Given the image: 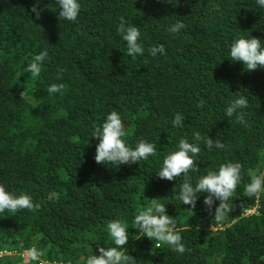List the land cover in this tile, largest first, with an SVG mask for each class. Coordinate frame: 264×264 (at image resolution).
<instances>
[{"label": "trees", "instance_id": "obj_1", "mask_svg": "<svg viewBox=\"0 0 264 264\" xmlns=\"http://www.w3.org/2000/svg\"><path fill=\"white\" fill-rule=\"evenodd\" d=\"M36 2L0 0V182L39 205L0 213V248L35 247L46 259L82 264L99 247L114 246L107 224L122 218L129 240L120 250L135 264H264V192L243 194L250 173L264 167V68L247 71L227 58L238 34L264 41V8L255 0H81L69 22L59 18L56 0H42L37 18ZM121 17L138 27L143 56L128 54L117 32ZM177 21L184 28L170 34ZM154 44L164 53L150 56ZM45 50L33 78L27 66ZM52 83L64 85L62 94L48 93ZM237 95L248 99L246 126L224 115ZM113 110L123 139L155 144L156 156L119 167L96 163L99 141L91 133ZM177 113L183 127H173ZM196 131L225 147L209 151L201 142L193 183L221 163L242 165L231 209L219 222V201L211 212L203 204L207 193L195 208L184 205L183 175L169 181L156 174L179 140L194 142ZM154 198L175 220L183 254L134 228L135 215Z\"/></svg>", "mask_w": 264, "mask_h": 264}, {"label": "clouds", "instance_id": "obj_2", "mask_svg": "<svg viewBox=\"0 0 264 264\" xmlns=\"http://www.w3.org/2000/svg\"><path fill=\"white\" fill-rule=\"evenodd\" d=\"M42 0L32 6L31 11L37 18L41 15L43 9L40 7ZM260 8H264V0H255ZM58 5V16L69 22H75L81 12V0H56ZM184 28V24L177 21L171 24L167 31L170 34H177ZM117 32L126 42L127 52L131 56L145 54V47L142 43L141 33L136 26L126 24L123 17L117 27ZM165 47L163 44H154L148 49V54L156 57L163 54ZM47 51H41L33 56L32 62L27 66L26 71L33 78H37L41 73V66L47 57ZM227 58L233 62H242L245 70L253 71L258 67L264 68V41L252 35H236L228 47ZM64 85L52 83L48 86L47 91L51 94H62ZM248 107V99L244 95H237L228 101L224 115L232 118L235 115L236 121L245 124V109ZM184 117L177 113L172 121L173 127H183ZM246 126V124H245ZM126 132L122 118L118 111L109 112L100 126L93 129L91 136L98 139L95 151V161L98 164L116 165L133 164L140 161H147L150 156L157 155L156 145L139 139L135 145L127 143L123 138ZM193 141L189 142L181 138L175 147L163 159L156 174L158 178L164 180H173L183 175V183L179 187L178 199L184 205H191L195 208L200 194L207 193L203 198V204L209 212L215 201H219L218 207L215 208L214 216L219 222L222 221L231 207L227 203L232 194L236 191L238 184L241 182V163L239 161H227L221 163L217 169H209L206 173L196 177L193 183L189 176L190 170L195 172L194 161L198 159L201 151V142L209 150L223 149L225 144L220 139H213L210 136H202L199 131L193 133ZM250 182L243 188V194L247 197H254L264 192V167L260 165L250 173ZM39 207L34 204L32 196L25 191H13L0 182V213L5 211L15 213L18 210L27 209L29 211ZM251 211V210H250ZM250 211L248 213H250ZM134 228L142 232L144 236L154 241H160L169 245L173 251L183 254L185 245L179 231H175V220L166 211V206L158 202V199H152L150 206L140 210L133 219ZM128 226L122 218L112 219L107 224V231L112 239L111 247H99L98 255H89L82 264H135L132 256L125 254L120 249L129 240ZM20 257L22 262L18 264H77L72 261L50 260L41 256V253L31 247L22 252H13L6 248H0V264H7L5 260L8 257Z\"/></svg>", "mask_w": 264, "mask_h": 264}, {"label": "rangeland", "instance_id": "obj_3", "mask_svg": "<svg viewBox=\"0 0 264 264\" xmlns=\"http://www.w3.org/2000/svg\"><path fill=\"white\" fill-rule=\"evenodd\" d=\"M256 211V208L252 209L250 213H254Z\"/></svg>", "mask_w": 264, "mask_h": 264}]
</instances>
